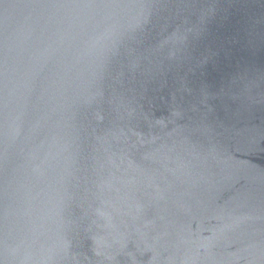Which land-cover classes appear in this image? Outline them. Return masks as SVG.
Masks as SVG:
<instances>
[{
  "label": "water",
  "instance_id": "water-1",
  "mask_svg": "<svg viewBox=\"0 0 264 264\" xmlns=\"http://www.w3.org/2000/svg\"><path fill=\"white\" fill-rule=\"evenodd\" d=\"M0 264H264V0H0Z\"/></svg>",
  "mask_w": 264,
  "mask_h": 264
}]
</instances>
